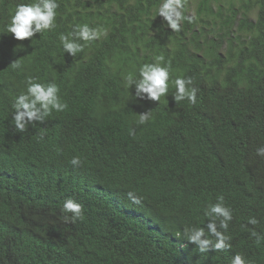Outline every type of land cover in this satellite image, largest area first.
Here are the masks:
<instances>
[{
	"label": "trees",
	"instance_id": "trees-1",
	"mask_svg": "<svg viewBox=\"0 0 264 264\" xmlns=\"http://www.w3.org/2000/svg\"><path fill=\"white\" fill-rule=\"evenodd\" d=\"M31 2L0 0V112L28 77L55 83L67 109L29 129L39 136L57 123L53 132L63 142L85 109L81 130L108 133L118 152L87 167L59 161L44 169L34 160V135L0 144V264H231L237 253L264 264V241L251 235H264V156L256 154L264 146V0H198L192 13L183 0L187 19L179 32L157 15L162 0H57L55 28L18 41L7 33L10 16ZM76 24L106 35L78 41L83 50L72 57L59 35ZM160 55L171 64L168 92L159 101L135 98L126 77H138L140 66ZM15 60L21 68L12 67ZM177 77L192 78L195 104L174 101ZM147 111L140 124L138 114ZM43 137L53 143L47 132ZM153 144L173 182L150 195L140 185ZM129 193L167 227L158 254L145 263L129 255L149 239L143 232L129 226L112 237L125 216L111 207ZM219 195L232 210L231 247L200 252L185 242L184 228L207 231L204 213ZM67 198L81 205L82 218L64 219L72 215L61 211Z\"/></svg>",
	"mask_w": 264,
	"mask_h": 264
},
{
	"label": "clouds",
	"instance_id": "clouds-1",
	"mask_svg": "<svg viewBox=\"0 0 264 264\" xmlns=\"http://www.w3.org/2000/svg\"><path fill=\"white\" fill-rule=\"evenodd\" d=\"M58 7L57 0H33L31 3L17 4L10 16L7 33L18 41L30 39L32 42L33 39L40 37L43 31L55 28ZM157 15L162 17L167 27L175 32L181 30L182 22L187 19L184 14L183 0H162L157 9ZM101 35H106V32L92 28L88 24H76L71 32L60 34L59 41L63 51L74 57L83 50V45L78 41L91 42ZM12 67L21 68V62L13 61ZM170 68V62H165L163 55L157 56L154 63H145L140 66L138 77L129 74L126 77L127 86L129 89L134 86V96L139 100L159 101L168 92ZM173 83L176 89L173 99L176 103L185 99L191 104L197 102L198 89L193 86L191 77H177ZM58 93L59 88L55 83H39L33 77H28L25 83L22 82L7 101L5 112H0V144L17 139L24 134L34 135V160L43 163L44 169L51 168L59 161H69L73 166H79L81 163L83 167H87L106 161L110 159V156L115 155L118 150L111 149V135L106 132L96 136L86 135L81 130L86 114L85 109L78 122L81 123L68 133L63 142L59 135L53 132L57 123L50 125L39 136L29 129L35 122L45 121L53 110L62 112L67 109V103L62 102ZM138 115L140 124L146 123L150 118L149 111ZM45 132L56 145L48 143L43 137ZM256 154L264 156V146L257 148ZM159 156L154 144L150 146L149 170L143 176L140 185V189L150 195L164 190L168 181L173 182L172 167L169 163L160 160ZM182 195L187 196L186 191ZM129 196L124 199L128 201L113 204L111 207L113 215L125 216L124 222L115 229L112 237L115 235V238H119L122 233L127 234L130 231L129 226L143 232L149 239L138 246L134 244L129 250V255L131 259L145 263L153 255L158 254L156 244L161 243L160 239L167 227L157 219L156 213L152 214L149 207L141 203L139 199L130 200L131 193ZM61 211L72 214L70 217L64 216L66 221L74 222L82 218V207L72 198L64 200ZM204 215L209 221L206 225L207 231L202 227L187 226L184 228L185 242L195 245L200 252H207L210 249L213 251L229 249L231 237L226 233L229 222L232 220V210L225 205L223 195L217 196L216 202L207 206ZM248 223L256 225L259 221L255 217H250ZM251 235L256 238L257 243L264 241V235L256 231H252ZM177 247L181 252H190V248L184 246L179 240ZM231 264H250V262L237 253L231 258Z\"/></svg>",
	"mask_w": 264,
	"mask_h": 264
},
{
	"label": "rangeland",
	"instance_id": "rangeland-1",
	"mask_svg": "<svg viewBox=\"0 0 264 264\" xmlns=\"http://www.w3.org/2000/svg\"><path fill=\"white\" fill-rule=\"evenodd\" d=\"M197 1H198V0H188V5H189V8H190L189 12H190V13L194 12L195 4H196ZM223 1H227V2H229V0H223ZM227 2H226V3H227ZM226 3H223V4H226ZM224 6H225V5H224Z\"/></svg>",
	"mask_w": 264,
	"mask_h": 264
}]
</instances>
